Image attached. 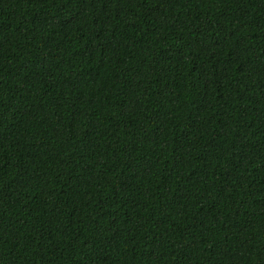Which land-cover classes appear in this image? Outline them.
Wrapping results in <instances>:
<instances>
[{
	"label": "trees",
	"instance_id": "obj_1",
	"mask_svg": "<svg viewBox=\"0 0 264 264\" xmlns=\"http://www.w3.org/2000/svg\"><path fill=\"white\" fill-rule=\"evenodd\" d=\"M0 264H264V0H0Z\"/></svg>",
	"mask_w": 264,
	"mask_h": 264
}]
</instances>
